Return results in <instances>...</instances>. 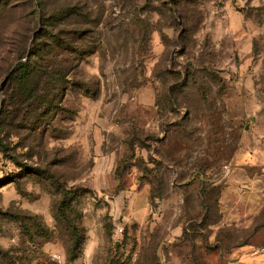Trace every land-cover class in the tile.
Segmentation results:
<instances>
[{"label": "rangeland", "instance_id": "obj_1", "mask_svg": "<svg viewBox=\"0 0 264 264\" xmlns=\"http://www.w3.org/2000/svg\"><path fill=\"white\" fill-rule=\"evenodd\" d=\"M38 15L50 103L9 78ZM244 159L264 173V0H0V264L264 252V196L249 229L220 208Z\"/></svg>", "mask_w": 264, "mask_h": 264}, {"label": "crops", "instance_id": "obj_2", "mask_svg": "<svg viewBox=\"0 0 264 264\" xmlns=\"http://www.w3.org/2000/svg\"><path fill=\"white\" fill-rule=\"evenodd\" d=\"M172 167V166H171ZM174 173H178L176 166L172 167ZM253 163H248L246 159L243 161L238 160L236 163L226 166L222 169V172L218 173L221 178L222 190L220 196V208L223 212V219L230 226L232 219L237 215L242 214L249 224H243V228H250V224L255 220L256 216L262 211V206L257 208L258 200L264 196V173H255ZM194 177V175H193ZM192 177V178H193ZM194 178H197L196 176ZM223 225H214L215 232L213 238H215L218 230ZM225 227V226H224ZM264 230V224L262 225ZM216 264H264V252L258 250L254 252H240L236 257L221 260L215 262Z\"/></svg>", "mask_w": 264, "mask_h": 264}, {"label": "trees", "instance_id": "obj_3", "mask_svg": "<svg viewBox=\"0 0 264 264\" xmlns=\"http://www.w3.org/2000/svg\"><path fill=\"white\" fill-rule=\"evenodd\" d=\"M14 11L17 14L18 10ZM39 24H44L42 22L41 15H38L37 19L32 18L31 21L29 20L28 29L23 37L21 35L22 40L18 42V47L15 50L16 57L12 62V64L15 63V67L12 70L9 78L13 77L19 80L20 84L22 85V89L24 90L21 91V93L24 94L27 99L35 98L46 103L49 102V100L45 101L44 98L48 97L49 94L40 91V86L47 77L43 76V74L40 72V74H37L36 71L39 70L43 65L39 62V58L42 59L39 53L41 52L43 47V44L38 42L37 40L38 37L43 34L42 26L40 30H38ZM44 72L50 73V70L46 69V71ZM39 91L41 92L40 94ZM59 210L61 211V215H63V217L67 218L69 221L70 229L72 230L71 252L73 253L72 256L76 257L81 250L82 243L85 241V235L83 234L82 229H79L78 225L76 223H73L69 219V215L67 213V205L65 202H62L60 204ZM56 218L58 219V217ZM77 249L78 253H75V250Z\"/></svg>", "mask_w": 264, "mask_h": 264}]
</instances>
